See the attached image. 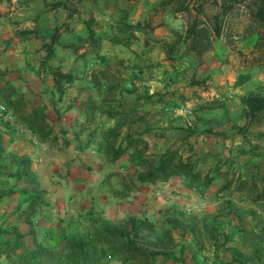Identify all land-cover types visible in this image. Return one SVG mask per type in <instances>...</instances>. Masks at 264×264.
I'll return each mask as SVG.
<instances>
[{
  "label": "crops",
  "instance_id": "obj_1",
  "mask_svg": "<svg viewBox=\"0 0 264 264\" xmlns=\"http://www.w3.org/2000/svg\"><path fill=\"white\" fill-rule=\"evenodd\" d=\"M56 1L64 0H0V103L10 98L15 118L41 109L50 129L42 140L27 125L0 124V243L21 234L9 255L0 250V264H60L67 238H90L94 222L155 223L174 207L199 224L189 237L178 231L183 239L172 230V257L160 264H264V116L246 124L241 101L264 90V63L242 60L256 36L234 46L220 35L201 55H179L183 47H170L185 26L175 0ZM56 68L71 75L61 91ZM112 130L114 147L129 142L113 159ZM170 146L199 178L138 180L145 164L137 162Z\"/></svg>",
  "mask_w": 264,
  "mask_h": 264
},
{
  "label": "trees",
  "instance_id": "obj_2",
  "mask_svg": "<svg viewBox=\"0 0 264 264\" xmlns=\"http://www.w3.org/2000/svg\"><path fill=\"white\" fill-rule=\"evenodd\" d=\"M66 1H56L52 6H66ZM220 6V11L213 14L212 25H207L199 13L202 11V3L190 6L187 0H175V11L187 13L190 19L185 23L183 34L179 30H174V40L170 47H183L179 55L189 54L191 52L195 55H201L212 47L214 40L219 37L226 28L223 26L222 17L228 11L233 9V0H214ZM247 22L243 25L241 32H238L240 38L255 35V41L252 49L247 56L244 55L243 61L248 64L264 63V0H245ZM73 11V9H72ZM70 10V13L72 12ZM194 11V14H192ZM222 16V17H220ZM93 17L84 19L88 29V35L85 42L93 44L97 42L94 36ZM128 26L130 24H127ZM139 26L138 23L133 24ZM227 37V33L225 34ZM55 39V34H52L50 40L46 43L49 47ZM241 55L243 53L238 50ZM70 74L63 73L56 68L54 71V81L56 88L61 91V80L69 81ZM21 97H17L15 105L20 106ZM7 104L11 102L10 98H6ZM241 101L244 104V116L246 124H252L261 120L264 116V90L256 89L250 90L241 95ZM18 103V104H17ZM7 108L11 110L8 105ZM13 113V111L11 110ZM14 117L15 114L13 113ZM20 123L29 126L36 135L44 140L50 134L48 123L45 120L44 112L35 107L30 111L20 110L18 117L15 118ZM0 124L8 123L0 120ZM105 135L109 141L106 151L111 152V158L117 157L124 151V148L129 145V142L122 146H113L117 134L115 131L106 132ZM2 150V135L0 133V153ZM148 162L144 163V169L137 173V179L145 180H166L173 174H184L189 176L190 180L199 178V170L195 169L193 162L189 157H183L171 146L168 147L161 154H154L150 157ZM212 176L206 175L205 182L210 181ZM40 201V192L32 195L31 201L26 208L28 215L33 214L36 203ZM191 217V220H193ZM188 221L184 223L183 220L173 217L167 218L165 221L170 222L168 227L161 226L157 231L156 225L147 217L128 216L120 221L118 224H109L106 220H101L99 223L94 222L91 227L90 238L82 234H73L67 238L65 259L61 260L60 264H95L104 256H115L128 264H160L157 259L160 256L162 259L171 258V247L174 244L172 234L173 229L179 227L180 232L194 231L195 222ZM183 222V223H182ZM14 241L4 240L0 243V250L9 255L20 244L18 237L21 235L16 233Z\"/></svg>",
  "mask_w": 264,
  "mask_h": 264
},
{
  "label": "rangeland",
  "instance_id": "obj_3",
  "mask_svg": "<svg viewBox=\"0 0 264 264\" xmlns=\"http://www.w3.org/2000/svg\"><path fill=\"white\" fill-rule=\"evenodd\" d=\"M221 0H218V2ZM231 1V0H229ZM188 4L190 6H194L197 5L198 3H202V11L199 13V17L202 18L204 20V22L211 26L212 25V21H213V14L216 12H219L220 6L218 4H216V2L214 0H187ZM234 2V7L233 9H231L230 11H228L226 14L220 17H222L223 20V26L226 28L225 30L223 29L222 33H221V39L225 41V43L228 44H233L234 46H238V44H240L241 42V38L240 35H238V32H241L243 25L245 24V22H247V15H246V2L245 0H233ZM180 16L183 18L184 21V25L185 23L188 21V19H190V16L187 13L184 12H180ZM192 14H194V11H192ZM227 33V37L226 34ZM13 161V160H11ZM194 216L192 214V212L187 211L186 209L183 208H179V207H174L171 210H167L164 213L160 211L159 213V219L158 218H153L155 219V223L157 224V228L155 230L159 231L161 226L164 227H168L171 225L170 222H166L165 220L167 218H173V217H177L181 220L184 221V223L188 222L191 220V217ZM197 224H199V219L198 216H195V218L193 217V220H191L192 222H195ZM109 224H118L119 221H112V220H106ZM183 223V222H182ZM195 223V224H196ZM177 229H175V231H180L179 227H176ZM185 233V232H184ZM186 236H191L190 232L186 231ZM176 238L182 237L179 232L178 234H175ZM184 237H182L183 239Z\"/></svg>",
  "mask_w": 264,
  "mask_h": 264
},
{
  "label": "built area",
  "instance_id": "obj_4",
  "mask_svg": "<svg viewBox=\"0 0 264 264\" xmlns=\"http://www.w3.org/2000/svg\"><path fill=\"white\" fill-rule=\"evenodd\" d=\"M0 120L8 124L16 123L20 128L25 129V126H23L22 123L17 122L13 113L7 108L5 103H0Z\"/></svg>",
  "mask_w": 264,
  "mask_h": 264
}]
</instances>
